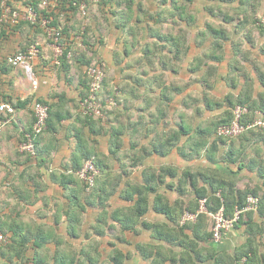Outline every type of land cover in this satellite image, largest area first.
I'll list each match as a JSON object with an SVG mask.
<instances>
[{"label":"crops","instance_id":"1","mask_svg":"<svg viewBox=\"0 0 264 264\" xmlns=\"http://www.w3.org/2000/svg\"><path fill=\"white\" fill-rule=\"evenodd\" d=\"M137 1H142L144 7L151 8L150 0ZM10 5L22 9L26 6V1L10 0ZM233 5L239 3L235 2ZM98 6L94 0H89L88 8L96 9L85 19L75 13L70 15L58 12L54 22L63 29L65 51H68L67 65L54 63L53 51L41 26L38 28L25 22L10 28L0 25V105L7 103L15 108L12 122L4 129L0 140V230L10 235V227L20 226L32 232L42 229L52 234L51 241L43 245L52 252L56 250L55 236L60 245L97 244L103 254L109 253L113 244L124 250L125 247L129 249V245L119 241V237L124 234L125 239L131 242L134 255L130 259L131 264H151L153 259L139 258L133 249L141 241H154L150 238L151 233L141 227L142 222L159 221L169 229L174 224L168 222L163 215L150 210L140 219L141 224L135 223V229L142 231L136 235L133 234L134 230L132 233L127 232L119 222L112 219L116 210L125 213L135 208L138 195L134 188L143 185L146 169L153 170L150 175L155 177L159 185H152L170 203L179 196L177 185L180 181L185 192L181 198L185 206L189 198H192L189 195L193 193V189L183 180V176L187 174L196 175L199 189H210L208 182L212 178L214 183H231L235 193L257 190L258 197L264 199V179H261L258 170L259 167L264 169L262 138L257 142L236 143L217 142L211 136L208 143L202 146L204 137L201 139L199 136V130L204 131L210 127L214 124L212 120L228 109L226 105L215 110L206 108L202 99L205 91L209 92V99L212 101L223 103L230 99L237 102L248 86V89L251 88L248 91L251 101L264 105V36L258 29H253L252 32H235L232 29V41H226L215 53H210V58L204 59L202 73H189L186 66L196 56L208 52L209 44L192 48L190 57L182 63V69L178 73L161 66L150 71L143 63L126 66L123 61L117 63L112 60L113 50L119 51L127 31L121 28L124 24L121 18L118 20V16L102 11L100 6L98 10ZM117 10L121 11L118 15H123V10L126 11L124 7ZM139 14L136 4L134 12L130 13L131 19H127L126 15L124 21L133 27ZM260 15L264 17V0L260 5ZM126 25L128 26L127 23ZM107 26L111 30L109 35ZM84 34L87 36V43H84ZM77 35H81L79 41ZM35 41L41 44V53L33 64L32 71L4 63L8 56L24 50ZM97 55L115 69V84L123 89L119 93L123 103L115 116L106 120L104 126L98 121L90 122L81 108L90 82L86 75V63ZM208 71L211 74L206 79L204 76ZM136 75L137 78H134ZM160 75L163 76L156 78ZM112 81L114 80L110 81L107 91L111 90L114 84ZM211 85L212 88L209 87ZM171 86L175 88L173 91ZM35 100L51 106L52 129L46 128L39 136L36 144L37 157L32 158L20 151V145L25 140V133L33 126L31 103ZM104 100L107 108H110L106 98ZM111 109L112 107L108 111ZM108 115L107 112L104 117ZM259 117L261 118V114ZM103 127L107 134L105 131L101 132ZM111 127H119L123 134L119 146L123 152L114 160L106 158L110 152ZM168 139L171 140L169 143ZM172 142H175L173 147ZM143 149H149L151 154L141 161L135 153ZM256 149L261 151L260 155L255 153ZM129 151L133 158L124 156ZM82 154L85 157L100 154L99 160L109 167L103 168L104 172L114 177L112 180L105 176L90 198L86 195L91 190H84L77 175V171L89 161H84ZM136 160V166H131L127 175H123L124 170L121 168H128ZM168 168L174 170L173 177L168 175ZM109 183L115 186L116 192L106 201V214L101 217L103 211L100 204H105L108 194L106 187ZM168 185L173 187L169 188ZM126 191L132 193V200L129 202L123 198ZM73 206L80 223L69 220ZM82 207L85 209L81 210ZM206 216L208 218L200 224L197 233L201 236L212 231L211 217ZM251 217L252 225L262 226L261 233L256 238L260 249H263L264 216L257 210ZM101 218L108 222L98 223ZM72 229L81 232L82 237L71 239L68 232ZM247 229V225L240 223L225 232L219 242L210 238L208 241L194 240L192 230H186L176 237L178 241L183 238V247H176L174 251L179 255L189 247L188 254L192 258H158V261H163V264H234L236 258L233 257L248 240ZM101 231L105 234L98 233ZM164 244L170 249L168 244ZM165 254L170 256L168 250H165Z\"/></svg>","mask_w":264,"mask_h":264},{"label":"trees","instance_id":"2","mask_svg":"<svg viewBox=\"0 0 264 264\" xmlns=\"http://www.w3.org/2000/svg\"><path fill=\"white\" fill-rule=\"evenodd\" d=\"M58 1L59 3L57 7L49 8L48 10L41 12L44 16L53 18L52 24L56 27L58 24H55L54 21L58 17V12L62 11L63 13L70 15L75 13L81 17V3H89V0ZM196 1L197 0H157V3H154V0H150V3H153L154 10L147 6L144 7L142 5V1L138 2L137 0H99L96 2L100 8L103 9L102 11H107V13L112 14L113 16L120 14L121 11H118L117 8L124 7L126 9L124 12L128 16L127 19H131L132 16L130 13L134 12V7L136 4H138L140 14L138 15V18H136L137 21L134 22L133 27L129 25V22H123L124 24L121 28H123L124 31H127V35H125L122 43L123 45L120 46L119 51L116 50V52L114 51L115 49L113 50V54L111 56L112 60L117 63H121V61L124 60L122 63H125L126 66L143 63V65L150 69V71H154L159 66H161V68L178 73L179 70L182 69V63L185 60H188L190 57L192 48H200L202 46H206L205 44H209L207 46L209 48L208 52L204 53L203 55L196 56L192 62L189 61V64L186 66L189 73H202V70L204 69L202 65L204 59L206 57L210 58L212 56L210 53H215V51L220 49V47H222L226 41H232V38H234V35L231 32L232 29L235 32H240V30L252 32L253 29H258L261 35L264 36V27L263 24L260 23V5L263 3V0H205V7L202 6L200 10L196 6ZM235 2H238L239 5H233ZM32 3L34 2L32 1ZM75 3L77 5H75ZM33 5L36 6L37 4L35 3ZM202 16L204 17L202 18ZM126 23L129 27L126 25ZM20 24L21 23H19V25ZM36 27L39 28L40 25H36ZM83 37L84 43H87V36L84 34ZM244 37L247 36L244 34ZM118 43H120L119 40ZM118 56H120V58H118ZM67 57L68 51H65L64 56L60 60L62 65H67ZM102 61L103 60L100 59L98 64H102ZM4 63L9 65L7 58L5 59ZM90 63V60L86 63L87 68ZM210 74L211 72L208 71L206 75L204 73V77L207 79L210 77ZM162 76L163 75L156 76V78ZM134 78H137V75ZM113 80L114 81L112 82L114 84L112 88H116V86H118L116 89H122L119 85L115 84V78ZM262 81H264V77ZM110 84V82L104 80L100 92V97L103 98L102 101H105L104 99L107 95L113 94L112 90L107 91L106 89ZM209 87L212 88L213 86L211 85ZM170 88L171 91L175 89L174 86H171ZM87 89V93L89 94V85ZM249 89L248 86L245 88V91L243 92L244 95L242 94L243 96L240 97L239 101L233 102L232 100L228 99L223 103H219L218 100H210L209 92L205 91L202 99L205 101L204 104L206 105V108L215 110L217 107L226 105L228 106V109L224 110L222 115L212 120L214 123L211 125L213 126L212 128H210V126L205 128L204 131L199 130V136L201 139L204 137L201 141L202 146H205L208 143L211 136H213L215 140H218L217 142H236L235 139H237L239 143H245L252 132L262 131L264 133V130L261 128H252L245 130L239 136L234 137L235 139L225 138L223 136L217 135V130L219 127L230 125L233 122L234 111L237 107H242L247 110V113L242 117L240 122L243 126H247L249 123L254 122L255 118L259 117V114H261V117L264 118V105L262 104L261 106L260 103L257 104L256 101H251V97L248 93ZM113 96L116 97V99L118 98V101L119 98H121V94L115 95V92ZM35 102L48 105V103L43 101L35 100L32 101L31 107H33ZM117 109L119 110L118 107L113 108V110L111 109L112 111L110 110L111 112H108V117L110 118L115 116ZM86 117L90 122L98 121L102 125H105L108 121H103L96 117ZM46 122L47 129H52L51 106H49V117ZM110 129L112 130L109 143L110 152L108 154L109 156H106V158L109 159L110 157L114 160V158H118L120 152H123V150H120L119 147L121 144V136L123 134L119 127H111ZM29 132H32V128L29 130ZM101 132L107 134L106 128L103 127ZM38 138L39 136L35 139L36 144ZM176 140H178V138ZM262 140V142H264V138H262ZM170 141L171 140L168 139V143ZM217 142H214V144ZM174 145L175 142H172L171 147ZM260 152L261 151L259 149L255 150L257 155H260ZM135 154H137V157L143 161L151 154V151L149 149H143L140 152H136ZM124 156L132 157V152H126ZM36 157L37 154L32 158ZM83 157L85 158L84 161L92 160L99 171V174L96 177L95 185L90 189L91 192L86 195V197L90 198L94 192H96V189L100 187V184L105 176H108V178L112 180H114V177L104 172L103 168L109 167L107 164L99 160L101 157L100 154L99 156L97 155L92 157L89 155L85 157L82 154L81 158ZM137 163V160L132 161L128 168H121L124 170L123 175H127L128 169H131V166H136ZM167 170L168 175L173 177L174 170L169 168ZM258 170L260 173L259 175H261V179H264V169L259 167ZM151 171L153 170L146 169L144 172L143 185L134 188V191L138 195V200H136L134 204L135 208L131 212L127 211L124 213L121 210H116L112 214V219H114L113 221L119 222L121 227H123V229H125L127 232L130 231L132 233L134 230L133 234L136 235H139L142 231L135 229V223L141 224L140 219L146 216L150 210L156 214L163 215L168 222L174 224V226L169 229V227H166L159 221L156 223L147 221L142 222L141 227L144 228L145 231L147 230L151 233L150 238H152L154 241H141L140 243L136 244L135 248L133 249L138 254L139 258L153 259L151 264H163V261L159 262L158 258H192L188 254L189 247H187L185 251L182 250L179 255H177L174 251L176 247H183V238L178 241L176 237L179 233L184 234L186 230H192L194 234V240L197 239L199 241H208L210 238L213 241V230L210 233L204 234L203 236L197 234L200 224H203L206 221V217L208 218V216H206L207 214H199L195 222H183L185 214L197 213L201 200H206V206L210 213H216L219 211V209L224 207L225 217L230 219L234 217L236 208L241 209L245 206L248 195H253L259 198L257 210L261 216H264V199L258 197L259 194L257 190H247L245 193H241L239 191L235 193L231 183H214L212 182V178H209L208 182L210 189H199L197 188V177L194 174H187L183 176V180L187 181L188 185L193 189V193L189 195L192 198H189L187 205L185 206L184 201L181 199L185 193L181 185L182 181H180V183L177 185L179 196L170 203L168 200H164L162 195L157 193L156 187H158L159 183L155 180V177L152 176V174L150 175ZM152 183H154L156 187L153 186ZM82 184L84 190L86 191V185L83 182ZM168 187L170 188L173 186L168 185ZM106 189L108 194L105 198V204H100V208L103 211L101 217L106 214V201H109L111 196L116 192L115 186L110 185V183L107 184ZM151 194H154V196H151ZM123 198L125 201H131L132 193L126 191ZM84 209L85 208L82 207L81 210ZM256 211L242 214L234 225V227L240 223L247 225V233L249 235L247 237V242L243 244V247L238 250L237 254H235L233 257L236 258L234 260V264H264V248L260 249V243L256 238L257 235L261 233L260 229L262 226L260 224L252 225L253 220L251 215ZM72 213L69 214L70 222H73L74 220L77 222L80 221L75 207ZM99 221L98 223L108 222L104 218L99 219ZM254 230H256L255 233ZM126 231L122 230V232ZM98 233L103 235L105 234V232L102 231ZM3 234L7 237V241L0 242V264H131L130 259L134 256L131 251V242L125 239L124 234L119 237V241L124 243V245H129L130 248L128 249V247H125L124 250L122 247H118L113 244L112 250L109 253L104 254L97 244H89V246H77L76 244L72 245L66 243L64 245H60L58 239H56L58 237L55 236L54 243L56 245V250L55 252H52L49 247L43 246L47 241H51L50 238H52V234H49L42 229H36V231L32 232V230L17 226L10 227V235H7L5 232ZM68 234L70 235L71 239H78L82 237L81 232H76L73 229L69 231ZM164 243L168 244L170 249L166 248ZM165 250L169 251L170 256L165 254Z\"/></svg>","mask_w":264,"mask_h":264},{"label":"built area","instance_id":"3","mask_svg":"<svg viewBox=\"0 0 264 264\" xmlns=\"http://www.w3.org/2000/svg\"><path fill=\"white\" fill-rule=\"evenodd\" d=\"M26 6L22 9L14 8L10 5V0H0V25L18 26L19 23L25 22L32 26L40 25L47 36V43L54 55V63L60 64L61 58L65 53V44L63 42V29L59 25L56 27L52 24L53 18L44 16L41 12L49 8L58 6V0H25ZM32 1L34 3H32ZM98 2L99 0H94ZM31 2V3H30ZM37 4L36 6L33 4ZM75 5H77L75 3ZM81 18L87 17L89 8L87 2H82L80 5ZM264 27V19L261 22ZM85 29L83 28V32ZM81 39V35H77V40ZM41 44L39 42L30 43L24 50L14 53L7 57V62L13 67H25L26 70L32 71L33 64L39 58L41 53ZM86 75L89 79V94L81 102L82 112L88 117H103L107 112V105L102 101L100 92L105 80V66L98 63H92L86 69ZM36 84V83H35ZM113 102H108L111 108ZM32 111L34 114V124L32 132L26 133L25 140L20 145V151L32 157L36 156L35 139L40 136L47 128V119L49 117V106L40 102H35ZM15 113L13 106L9 104L0 105V140L4 129L12 122V116ZM247 113V110L242 107H237L234 111V120L230 125H224L218 128L217 135L225 138H234L239 136L245 130L252 128H261L264 130V118L257 117L254 122L247 126L241 125L242 117ZM99 174L97 167L92 160L87 161L84 166L78 171L79 179L86 185L87 190H90L96 181ZM259 205V198L248 195L246 204L243 208H236L233 218H226L224 207L216 213H210L206 206V200H201L199 209L196 214L187 213L184 216V221H195L199 214H207L212 218L213 224V241L219 242L223 234L232 228L240 218L247 212L256 211ZM7 237L0 231V242H6Z\"/></svg>","mask_w":264,"mask_h":264},{"label":"rangeland","instance_id":"4","mask_svg":"<svg viewBox=\"0 0 264 264\" xmlns=\"http://www.w3.org/2000/svg\"><path fill=\"white\" fill-rule=\"evenodd\" d=\"M157 0H154V3H157L156 2ZM204 1L205 0H197L196 1V6L198 7V9L200 10L201 8H202V6L203 7H205V5H204ZM150 2V1H149ZM151 4V3H150ZM149 4V5H150ZM98 8V10L100 9L99 8V6L97 7ZM96 8L94 7V8H89V12H88V15H87V17L89 16V13H90V15L92 14V10H95ZM151 9L152 10H154V7H153V3L151 4ZM158 10V9H157ZM156 10V11H157ZM123 12H124V10H123ZM117 16H118V20L121 18L122 19V22H124V17L126 16V14H124L123 13V15H118L117 14ZM86 17H84V19H85ZM264 19V17L262 16L261 17V20H260V23L262 22V20ZM132 28V27H131ZM107 29H108V35L111 33L110 31V26L108 27L107 26ZM95 44H97V40L95 39ZM88 49H89V47H88ZM74 55V54H73ZM72 55V56H73ZM71 56V57H72ZM75 56H77V54L75 55ZM118 58H120V56H118ZM98 61H100V59H99V57H98V55L97 56H94V57H91V59H90V64H92V63H99ZM103 63H102V65H104L105 66V80L107 81V82H110L112 79H114L115 78V76L117 75L116 74V71H115V69H113V67H109V65L103 60L102 61ZM123 62H124V60H123ZM146 71V70H145ZM128 72V74L129 75H131V72L130 71H127ZM112 90V92H113V94H114V92H115V95H117V94H119V93H122V90L123 89H116V88H112L111 89ZM111 92V93H112ZM117 92V93H116ZM113 94L111 95V94H109V95H107L106 96V100L109 102H113V104L111 105V107H112V110H113V108H115V107H119L122 103H123V101H121V98H119V101H118V98L116 99V97H114L113 96ZM101 99L103 100V98L101 97ZM110 108H105V112H109L108 110H109ZM111 110V111H112ZM110 111V112H111ZM106 115V114H105ZM100 120H103V121H106V120H108V116L106 117H98ZM112 118H113V116H112ZM110 121V120H109ZM261 138H264V133L261 131V132H259V131H256V132H252L250 135H249V137L247 138V140H246V142H257L259 139H261ZM233 139H235V138H233ZM235 141H236V143H239V141L237 140V139H235ZM227 143H229V142H227ZM211 221H212V218H211Z\"/></svg>","mask_w":264,"mask_h":264}]
</instances>
